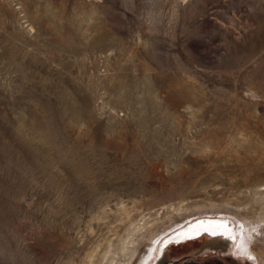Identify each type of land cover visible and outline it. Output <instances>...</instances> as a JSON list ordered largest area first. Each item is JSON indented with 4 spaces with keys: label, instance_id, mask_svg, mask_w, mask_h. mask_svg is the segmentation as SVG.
I'll list each match as a JSON object with an SVG mask.
<instances>
[{
    "label": "rangeland",
    "instance_id": "obj_1",
    "mask_svg": "<svg viewBox=\"0 0 264 264\" xmlns=\"http://www.w3.org/2000/svg\"><path fill=\"white\" fill-rule=\"evenodd\" d=\"M263 30L264 0H0V264H264ZM206 217L236 238L165 247Z\"/></svg>",
    "mask_w": 264,
    "mask_h": 264
},
{
    "label": "bare ground",
    "instance_id": "obj_2",
    "mask_svg": "<svg viewBox=\"0 0 264 264\" xmlns=\"http://www.w3.org/2000/svg\"><path fill=\"white\" fill-rule=\"evenodd\" d=\"M262 19H263V17H262ZM261 22H262V20H261ZM262 24H263V22H262ZM258 33L261 34L262 32H260L258 30ZM256 34H257V32H256ZM250 36H252V35L250 34ZM255 36H258V35H255ZM248 38L251 39L250 37H248ZM258 38H259V36H258ZM254 41H255V39H254ZM255 216L257 218L264 217V210L262 212L256 213ZM226 222H229V221L227 219L223 220L220 218H209V217L200 218V219L188 224V226H186L185 228H181V229L175 231L172 235L168 236L166 239L165 245L181 242V241H183L189 237L196 236L197 234H199V236H200V235L206 233V231L215 230L217 227H219L220 225H222ZM201 232H203V233H201ZM196 237H198V236H196Z\"/></svg>",
    "mask_w": 264,
    "mask_h": 264
},
{
    "label": "flooded vegetation",
    "instance_id": "obj_3",
    "mask_svg": "<svg viewBox=\"0 0 264 264\" xmlns=\"http://www.w3.org/2000/svg\"><path fill=\"white\" fill-rule=\"evenodd\" d=\"M209 218H216V217H209ZM220 219L226 220L225 218H220ZM186 226H188V224L183 226L182 228H185ZM201 233H203V232H201ZM205 235H209V237H212L213 239H216V240L221 238V236H225V237H228V238H232V237L236 238V229H235L234 226H232V224L230 222H226V223L220 225L219 227H217L215 230L206 231V233H204V234H202L200 236H199V234H197L196 236H198V237H196V236L189 237V238H187V239H185V240H183L181 242L175 243V244H179V245L180 244H187V242H192V241L198 240L200 238L205 237ZM170 245H174V244L172 243V244H169V245H165V247H168Z\"/></svg>",
    "mask_w": 264,
    "mask_h": 264
},
{
    "label": "water",
    "instance_id": "obj_4",
    "mask_svg": "<svg viewBox=\"0 0 264 264\" xmlns=\"http://www.w3.org/2000/svg\"><path fill=\"white\" fill-rule=\"evenodd\" d=\"M183 264H202V263H198V262H195V261H187Z\"/></svg>",
    "mask_w": 264,
    "mask_h": 264
}]
</instances>
